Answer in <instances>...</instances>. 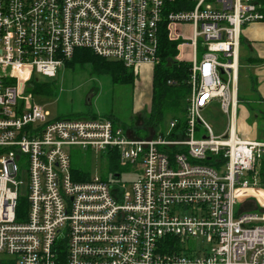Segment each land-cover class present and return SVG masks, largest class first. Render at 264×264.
<instances>
[{
    "label": "built area",
    "instance_id": "2783aa9c",
    "mask_svg": "<svg viewBox=\"0 0 264 264\" xmlns=\"http://www.w3.org/2000/svg\"><path fill=\"white\" fill-rule=\"evenodd\" d=\"M175 1L0 0V264H264V142L236 130L241 33L263 22L260 4L187 0L192 9L170 10ZM163 23L190 64L182 129L173 119L165 135L140 138L107 119L49 121L26 97L35 75L55 78L77 49L134 74L154 68ZM213 104L227 121L221 135L202 117ZM72 149L138 163L140 174L84 180Z\"/></svg>",
    "mask_w": 264,
    "mask_h": 264
},
{
    "label": "rangeland",
    "instance_id": "374dc122",
    "mask_svg": "<svg viewBox=\"0 0 264 264\" xmlns=\"http://www.w3.org/2000/svg\"><path fill=\"white\" fill-rule=\"evenodd\" d=\"M183 33L184 37L189 36L188 26L184 27ZM183 42L188 43L187 39L180 40V43ZM200 55L199 52L198 62L201 60ZM184 59L182 56H176L174 61L183 62ZM152 75L153 67H143L134 74L135 81L132 85H118L112 84L108 76L93 75L92 68L89 65L74 69L61 68L57 76L52 79L41 75L34 76L39 83L50 86L53 95H36L33 93L32 88H27L25 95L27 98L30 97L35 105H40L49 113V121L67 119L84 121L94 116L96 119L110 120L114 125L120 126L124 132L128 131L136 137L146 138L148 136L152 137L156 133L151 127L148 128L145 122L146 112L149 111L150 107L147 87L150 88V84L152 85ZM247 77H251V75L246 70L239 68L238 92L242 98L244 97L241 106H245L249 113L246 124L248 126L255 124L257 127L258 122L262 127L256 129L257 140L264 141V104L253 97L250 100L245 99L248 96L246 92L249 85ZM249 108H254L255 112L251 113ZM202 117L210 124L215 135H221L226 130L227 121L218 108L206 110L202 113ZM168 122L169 118L166 117L160 124L163 135H165ZM245 122L246 119H242L241 116L238 117L237 130L240 136L241 128L243 129ZM202 134L203 131L201 130L196 138H200ZM243 136L244 134L241 137L243 138ZM248 136L253 138L252 129L249 130ZM70 153L74 169L81 168L105 182L129 184L134 182L140 174L138 163L119 162L114 158L104 160L102 156H96L90 150L72 149ZM18 168L16 179L22 183L19 193L24 198L27 195L28 165L22 160L18 163ZM114 175H118L119 178L115 179ZM262 189L264 190V188ZM256 199L263 202L259 196ZM253 204L254 202H250L247 206L248 209H254ZM256 205L258 206L256 211H259V204Z\"/></svg>",
    "mask_w": 264,
    "mask_h": 264
},
{
    "label": "trees",
    "instance_id": "16d2710c",
    "mask_svg": "<svg viewBox=\"0 0 264 264\" xmlns=\"http://www.w3.org/2000/svg\"><path fill=\"white\" fill-rule=\"evenodd\" d=\"M260 4V12L264 16V0H255ZM193 5L187 0H176L168 5L170 10H190ZM264 22V18H263ZM241 42V39H240ZM178 42L170 41L166 30V23L159 27L158 51L159 64L153 68L151 100L149 111L146 112V125L151 127L156 133L163 134L160 128L161 122L167 117L170 120L178 119L177 129H182L184 123V106L185 99L189 94V69L190 64L187 62H168L169 59L175 60L178 54ZM89 65L92 68V74L96 76H108L112 84L132 85L135 81L132 70L126 69L119 62L104 60L87 49L75 50L70 60L65 61L63 69L83 68ZM29 88L36 95L49 96L52 94L50 86L39 83L37 78H33ZM254 113V108H249ZM257 113V112H256ZM89 119H96L94 116ZM259 128H262L257 122ZM175 130V129H174ZM154 133V134H156ZM174 131L172 133V136ZM149 137V136H148ZM84 180H88L90 174L82 169L78 170ZM260 185L264 188V164L260 175ZM24 202L19 199L16 208V222H21L23 213L22 207Z\"/></svg>",
    "mask_w": 264,
    "mask_h": 264
},
{
    "label": "crops",
    "instance_id": "0c3cea01",
    "mask_svg": "<svg viewBox=\"0 0 264 264\" xmlns=\"http://www.w3.org/2000/svg\"><path fill=\"white\" fill-rule=\"evenodd\" d=\"M238 57L240 69L246 70L247 73L251 75V77H247L249 85L246 90L248 96L245 99L250 100V98L253 97L255 100L264 104V22L252 23L243 28ZM151 86L152 85L150 84V88L147 87L149 102L151 99ZM238 97L239 106L237 107V120L239 116H241L242 119H246L243 129L241 128V136L244 134L243 139L249 141L264 142L257 140L256 125L252 124L251 126H248L246 124L249 118V113L245 109V106H241L244 102V97L242 98V96L239 95V92ZM215 108H218L217 104H213L212 108L209 110H213ZM250 129H252L253 138L248 136ZM237 133L239 134L238 130Z\"/></svg>",
    "mask_w": 264,
    "mask_h": 264
},
{
    "label": "water",
    "instance_id": "95a60500",
    "mask_svg": "<svg viewBox=\"0 0 264 264\" xmlns=\"http://www.w3.org/2000/svg\"><path fill=\"white\" fill-rule=\"evenodd\" d=\"M168 62H171L172 63V62H174V60L173 59H169Z\"/></svg>",
    "mask_w": 264,
    "mask_h": 264
}]
</instances>
